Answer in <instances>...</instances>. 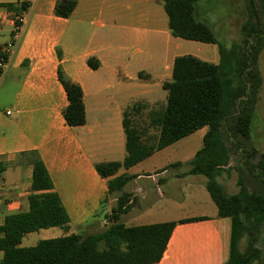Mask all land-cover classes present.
<instances>
[{
  "label": "crops",
  "instance_id": "0c3cea01",
  "mask_svg": "<svg viewBox=\"0 0 264 264\" xmlns=\"http://www.w3.org/2000/svg\"><path fill=\"white\" fill-rule=\"evenodd\" d=\"M56 1L32 0L22 12V32L0 81V161L6 163L0 176V236L6 215L28 209L31 162L20 154L35 151L70 219L62 235L108 228L121 195L118 220L125 226L177 222L154 264H223L231 219L217 215L204 176L183 175L206 127L121 168L115 175L130 177L120 191L108 192L109 178L94 168L96 162L124 159V112L143 138L157 134L149 116L163 109L157 106L166 102L162 84L171 79L174 58L189 54L178 52L182 38L170 34L162 2L76 0L70 16L62 18L54 15ZM15 16L0 8V46L11 41ZM89 57L99 61L96 69L87 65ZM58 68L82 89V125L69 126L63 118L67 98ZM175 162L181 165L170 166ZM217 180L223 184L220 175ZM194 217L202 219L179 222ZM40 239L39 231L26 233L20 246Z\"/></svg>",
  "mask_w": 264,
  "mask_h": 264
},
{
  "label": "trees",
  "instance_id": "16d2710c",
  "mask_svg": "<svg viewBox=\"0 0 264 264\" xmlns=\"http://www.w3.org/2000/svg\"><path fill=\"white\" fill-rule=\"evenodd\" d=\"M167 15L172 36L217 45L218 62L202 60L191 54L178 55L172 64L169 81L162 84L166 91L163 109L149 116L157 129L155 136L142 137L124 112L126 155L122 161H101L94 164L97 174L107 181L108 192L120 191L129 175H115L157 150L206 127L202 146L187 161L183 175H202L206 189L217 207V215L231 219L229 256L223 264H264L261 247L257 244L260 227L264 225V154L252 142L253 120L261 75L259 54L264 46V26L256 0H245L246 19L242 38L226 47L209 25L195 15L198 0H160ZM76 0H57L54 15L67 18ZM29 4L19 6L1 3L0 8L13 10L16 15L26 11ZM96 69L99 61L87 59ZM57 78L62 84L67 105L62 110L67 125L85 122L82 89L66 78L60 68ZM31 162V193L28 209L4 217L1 227L0 264H154L166 248L170 233L177 223L166 221L150 225L125 226L119 220L122 197L111 213V224L95 233L71 232L40 239L31 246H20L29 232L51 227L69 228V216L48 171L35 151L22 152ZM237 161L235 193H228L217 177L229 172L231 159ZM175 162L170 166H180ZM6 163L0 161V176ZM201 217L185 218L179 222L195 221ZM249 237L246 248L239 249L243 235Z\"/></svg>",
  "mask_w": 264,
  "mask_h": 264
},
{
  "label": "rangeland",
  "instance_id": "374dc122",
  "mask_svg": "<svg viewBox=\"0 0 264 264\" xmlns=\"http://www.w3.org/2000/svg\"><path fill=\"white\" fill-rule=\"evenodd\" d=\"M257 7L264 26V0H256ZM245 0H198L196 3L195 15L198 20L203 21L211 27L216 38L226 47L234 42H240L242 38V24L246 19L247 11ZM180 53H189L202 60L218 62L219 55L217 45L180 39ZM258 68L261 75V87L255 108V118L253 120L252 142L259 153L264 154V46L259 54ZM1 81V77H0ZM157 108L165 106V101L161 102ZM154 132V131H152ZM152 132L149 134L152 135ZM237 161L232 158L229 165V172L223 171L220 179L228 193H235L238 190L236 179L238 172L235 169ZM64 233L61 227L40 230V236L50 238L60 236ZM249 237L245 234L239 240V249L243 251L248 244ZM257 244L261 247V258L264 259V225L260 227Z\"/></svg>",
  "mask_w": 264,
  "mask_h": 264
},
{
  "label": "built area",
  "instance_id": "2783aa9c",
  "mask_svg": "<svg viewBox=\"0 0 264 264\" xmlns=\"http://www.w3.org/2000/svg\"><path fill=\"white\" fill-rule=\"evenodd\" d=\"M32 0H22L21 2L30 3ZM22 24L23 18L22 13L20 15H16L14 19V26L11 34V41L0 46V77L2 78L3 73L7 67L8 55L11 49L14 47L16 42L19 40L21 32H22ZM7 113H10L7 111Z\"/></svg>",
  "mask_w": 264,
  "mask_h": 264
}]
</instances>
